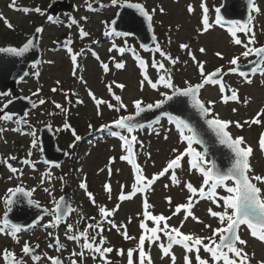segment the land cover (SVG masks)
<instances>
[{"label": "snow or ice", "instance_id": "1", "mask_svg": "<svg viewBox=\"0 0 264 264\" xmlns=\"http://www.w3.org/2000/svg\"><path fill=\"white\" fill-rule=\"evenodd\" d=\"M15 4V0H14ZM110 4L118 9L134 10L139 17L146 22L149 32H152L151 37L153 41V47L148 48L146 45L141 44L140 48L145 52L152 53L153 56L150 60L143 58L135 48L128 47L126 41L122 42V46H118L113 43L109 48V52L115 51L118 56H111L110 60L112 65L103 61L98 53L94 50L91 51V55L99 61L103 74L106 76L111 71L112 67L115 70H124L126 67V61L123 59L127 53L137 62L138 69L142 79L139 81L140 90L143 91L147 86L155 93L158 94L157 99L151 103H145L143 99H135L132 101L133 111H128V105L124 103L122 96L114 91L115 89L123 92L126 85L117 81H112L106 84V89L112 100L115 103L104 100L103 98H97V96L90 90H87V95L91 99L96 109L97 117L103 115V107H106L110 111L116 113H128L121 114L117 118L113 119L110 123H105L98 129L101 132L107 131L108 135L117 138L121 143L122 154L119 157L121 161L126 162L131 167L133 174V182L131 185H120V191L117 196L118 203L109 209L106 205L98 204L94 194L89 191L87 184V178L81 180L79 183V189H81L88 201L97 209V214L93 216L85 217L79 216V219L73 223L68 222V218L77 212V209L66 200L64 195L57 198L54 191L48 186H44L46 183H52V172L45 171L41 173L39 179V186H43V191L50 198L51 207H42L38 201L32 199L33 194L37 191V187L27 188L23 183L24 167L31 169L32 172H37V164L40 161H34L31 159L33 156V149L43 152L41 147V141L37 135V130L33 129L31 124H28L26 118L20 120H14L10 105L13 104V100L9 99L6 103L0 107V122H14L17 125H27L29 131L23 133L22 129L15 128L13 131L21 132L31 137L30 150L27 152L24 159H19L15 155H10L7 159H0V165L7 168L10 175L8 180L11 181L14 178L20 181L16 186L9 187L6 190L4 196L0 197V202L3 204V215L0 217V235L8 236L15 243L20 246L22 256L18 257L17 253L9 248L5 247L0 250V264H26L25 258H30L32 264H40L41 260L48 261V264H64V259L60 255L51 256L45 253L43 256L37 254V249L40 245L30 244L25 240L21 244V233L26 232L27 228L19 223H14L10 218V213L13 212L14 205L20 203V198H25L29 206L36 209H41L44 215H40L34 223H30L28 228H35L45 216L49 217V221L43 224L45 229H59L64 226L66 241L73 242L79 250L74 248L69 257L67 258L69 264H86L87 258L90 257L93 261H99V264H113L109 259V254L113 253L114 248L109 245L107 237L104 232L112 231L113 229L120 234L125 241L137 240V237L131 236L128 233L127 225L131 224V217L128 218L127 224H117L114 217L119 211L122 203L132 200L135 196L140 194L142 196V213L138 214V218L142 215V219L139 222V228L141 234L138 237L137 244L134 248H129L126 251L124 249H116V255L124 257L126 255V264H154L151 258V247L156 245L161 253V259L170 257L171 264H176L177 257L173 253V248L179 246L184 252V264H193L192 254H194L195 264H251V259L254 257L246 251L248 241L241 236L242 226L247 230L249 235L264 243V174H257L251 164V158L254 154V149L249 145L243 136H234L230 129L234 126L236 129L242 130L245 125L251 127L252 125H262L264 121L261 117L264 116V108H261L250 120L232 121L221 119L220 114L215 111L217 101L202 99V90L206 86H218L220 93L219 103L227 105L230 102L241 103V97L239 95V89L235 88L224 82V78L230 74H235L242 78L246 84H252L251 77L259 75L264 77V45H258L256 31L254 30V15L260 14L261 9L256 5L255 0H248V17L246 22L239 20H227L222 15L221 7L214 9L215 18L210 22L209 8L206 4V0L201 2V28L198 29V34L203 35L213 29L214 25L224 29L230 36V42L243 49L237 55H234L229 61V67L227 71L223 66L217 67L211 72H207L205 61H200L193 53V50L188 43H181L179 48L181 51L186 50V55L190 58L193 64L196 65L198 74L200 77L199 82L193 84L189 80L183 81V86L175 83L173 69L181 61L179 58H173L169 52H166L161 44L158 42L154 32L153 18L157 9L154 7L151 10L147 9L144 3L133 2V0H110ZM14 6V5H13ZM25 14L34 11L35 13L45 16L46 13L41 8L36 7L29 9L27 7L19 9ZM161 14L164 13L162 7L159 8ZM189 14L194 13L195 9L190 4L187 8ZM119 15V12H117ZM49 21L53 20V17L47 16ZM84 20L87 18L84 17ZM4 23L8 28L13 26L5 19ZM73 25L77 23L75 19L71 21ZM106 24L108 22H105ZM117 21L114 19L108 25V30L103 34L106 37H128L130 33H120L116 31L114 27ZM44 31L42 27L35 29L32 38H29L22 44V46H8L0 47V53H5L13 57H23L26 53L33 50L35 40L38 34ZM243 34V38L239 35ZM79 36L81 39L89 36V33L84 28H79ZM246 38V39H245ZM169 38L168 43L171 44ZM70 45V41L66 42ZM93 43H99L93 41ZM66 54L70 58V62L73 66V76H77V70L80 68L78 59L81 53H77L71 46H66ZM201 54H206L204 47L199 48ZM158 54V58L156 56ZM216 57L223 60L224 55L221 52L214 53ZM254 57V59H251ZM246 61L244 68L241 67V61ZM48 63H54V61H48ZM185 64L187 61L184 62ZM171 65V67H167ZM33 68L37 65L33 64ZM149 67L155 70L156 78L153 79L149 74ZM247 69V70H245ZM38 78L40 73L37 71L34 73ZM28 74L25 73V76ZM81 83L87 82L82 76L79 77ZM56 87L51 89L52 93L60 91L64 96V100L67 104H72L71 96H78V93L62 90L59 85L60 81H56ZM41 89H37L32 93V96L39 97ZM11 93L0 92V97L10 96ZM33 108L43 106L49 103L46 99L40 98L38 103L32 101L31 97H26ZM179 100L181 103H185L188 108L192 110L195 117L206 126V132L210 134L212 143L221 146L226 149V156L229 161L228 165L220 166L217 161L209 158V144L205 140L202 129L195 123L191 122L189 118H182L180 115H173L171 112L165 110V106L170 102ZM55 110L47 113L49 117L56 116L57 114L67 117L70 109L65 106L64 103L51 100ZM84 101L77 98L75 100L76 105H82ZM244 105L247 106L248 100L244 98ZM7 110V111H6ZM159 110V116L153 121V124L159 125L162 120H166L168 125L173 126L175 132L178 135V141L183 148H173L171 151L174 156L170 158L166 166L161 171L153 174L151 177L145 175L144 168L137 162V145L140 149H143V142L139 139L137 133L144 130L146 125L141 122V118L146 113H155ZM233 113L237 111L236 108L232 109ZM27 114H25V117ZM89 130H92L93 125H88ZM148 127H152L149 124ZM46 128L52 131V125L46 124ZM7 129L0 127V134ZM56 132H70L74 138V142L70 143L68 147L70 149L75 148L76 144L82 140V137L77 134L72 125L65 119L62 123V127H57ZM156 135L160 133L153 128ZM168 131H172L169 128ZM2 138V136H0ZM169 137L164 136L167 140ZM5 143L7 141L5 140ZM258 147L261 152H264V132L261 133L258 140ZM65 156H69V152L64 153ZM148 159H151V153L147 154ZM24 167H16L13 162H17ZM46 165H50L52 168H60V164L51 163L48 160L42 161ZM115 163V158L109 159V166L107 167L108 178L112 176L111 164ZM185 163L188 165L189 170L198 173L202 177V183L199 187H196L191 183L183 182L177 175V170L183 169ZM101 172L105 169H100ZM168 176L172 186L181 187V191L186 189L188 195L186 197V203L176 204L173 206L172 197H166L167 203L172 206L170 208L171 214L165 216L164 214H154L152 209L154 205L149 203L148 193L153 191V186L161 178ZM61 181L65 180L64 176L59 178ZM167 189L169 184H165ZM126 188H130L129 191H125ZM103 189L107 194V199L112 200L113 189L110 182H106L103 185ZM218 189H222L224 193L218 192ZM201 201H209L215 206L217 210H213L209 207L207 212L212 218L218 221L217 227H212L211 224L205 223L195 216L193 209ZM182 214V219L179 226H171L168 221L173 217ZM203 224L204 229H209L210 234L206 236H200L196 234L184 233L181 229L184 227V223L188 218ZM83 222L84 226L82 230H78V226ZM151 222V226L149 224ZM107 225V229H105ZM47 236L54 241L49 243L48 248L54 249L57 253H62L66 250V245L61 243L60 236L54 234L52 231L47 232ZM166 240V242H164ZM148 245V251L145 250V245ZM201 252L207 254V258H202ZM87 253V256H86ZM134 253L136 257L134 258ZM258 264H264V261L258 262Z\"/></svg>", "mask_w": 264, "mask_h": 264}, {"label": "rangeland", "instance_id": "2", "mask_svg": "<svg viewBox=\"0 0 264 264\" xmlns=\"http://www.w3.org/2000/svg\"><path fill=\"white\" fill-rule=\"evenodd\" d=\"M55 0H0V47L5 46H21L34 32V30L42 26L44 31L40 35V51L41 59L36 68L30 70L27 78L20 83L14 91L17 95L22 97H31L32 101H36L40 98L46 99L49 103L43 106L33 108L25 117L28 124L33 126L34 130H37L39 136V129L46 124L52 125V131L55 135L57 145L59 149L69 152L70 155L66 156L64 163L60 168H52L46 166L42 162L41 152L33 149V156L31 159L34 161H40L37 164V172H32L31 169L20 165L17 162H13L16 167H24L23 183L27 188L37 187V191L33 194L32 199L38 201L43 207H51V198L44 193L43 186H39V179L41 173L45 171L52 172V183L45 184L54 191L57 198L63 193H67L70 203L77 209L76 213H73L68 222L75 224L80 215L85 217L93 216L97 214V209L92 206L88 201L85 193L79 189V183L85 177L87 178V184L89 191H91L98 204L106 205L109 209L113 208L118 203L117 196L120 191V185H131L133 182V174L130 165L121 161L119 157L122 154L120 141L108 135L107 131L101 132L98 129L102 124L110 123L113 119L117 118L121 114L128 113H116L103 107V115L97 117L96 109L93 102L87 95V90L90 89L97 98H103L106 101L115 103L111 96L107 92L106 84L112 81L125 84L126 87L123 92L115 89L114 91L122 96L125 104L128 105V111L132 112V101L135 99H143L145 103H151L155 99L159 98L158 94L151 90L149 87H145L143 91L140 90L139 81L142 79L140 71L137 66V62L127 53L123 58L126 61V67L124 70H115L112 67L108 75H104L100 67L99 61H97L92 55L91 51L98 53L100 58L108 62L110 66L112 61L111 56H118L115 51L109 52V48L113 43L118 46H122V42L126 41L128 47L135 48L137 52L146 60L150 62L153 54L145 52L140 48V45L134 38L125 37H106L104 32L108 30L109 23L114 19L118 10L117 7H113L110 4V0H63L71 5V9L68 12H60L53 17L52 21L47 19L48 7ZM133 2L144 3L146 8L151 10L156 8V14L153 18L154 32L158 42L162 48L169 52L173 58H179L181 63L177 64L173 69L174 81L176 84L183 86L184 80H189L195 84L199 82L200 77L195 64L186 55V50L181 51L179 45L181 43L190 44L193 53L200 61H205L206 71L211 72L217 67L223 66L227 71L229 64L228 61L234 56L243 51L239 46H235L230 42L229 34L219 26L213 27L212 30L206 34L199 35L198 29L201 28V2L202 0H133ZM256 5L261 9L260 14L254 15V30L256 31L258 45H264V0H255ZM192 5L195 9L194 13L189 14L187 8ZM206 4L209 8L210 22L215 18L214 9L219 7L221 0H206ZM14 5V6H13ZM27 7L34 9L36 7L41 8L46 13L45 16H41L34 11L25 14L19 9ZM164 9V13L161 14L159 8ZM87 19L84 20L83 18ZM7 20L13 27L10 29L4 23ZM75 19L77 23L73 25L71 21ZM105 22H108L107 24ZM84 28L89 36L81 39L79 36V28ZM243 38V34H239ZM169 38L171 44L168 43ZM246 39V38H245ZM70 41V45L66 42ZM98 41L99 43H93ZM66 46H71L77 53H81L78 63L80 68L77 70V76H73V66L70 62V58L64 50ZM153 45L150 47L152 48ZM204 47L206 54H201L199 48ZM216 52H221L224 55V59L221 60L214 55ZM158 58V54H156ZM253 59V57L251 58ZM48 61H54V63H48ZM187 61L185 64L184 62ZM246 61H241V65L246 64ZM171 67V65H167ZM39 72L40 75L37 78L35 72ZM149 74L153 79L156 78L155 70L149 67ZM82 76L87 82L81 83L79 77ZM252 84H246L242 78L235 74H230L224 78V82L235 88L239 89V95L241 97V103L230 102L227 105L219 103L220 93L218 86H206L202 90V99L217 101L215 111L220 114L221 119L240 121L250 120L255 117L256 113L264 108V77L256 75L251 77ZM56 81H60L59 87L68 91L69 93H78V96H71L72 104H67L64 100V96L60 91L52 93L51 89L56 87ZM41 89L40 96H32V93L37 89ZM79 98L84 101L82 105H76L75 100ZM244 98H247V106L244 105ZM11 96L0 97V107L6 103ZM51 100L64 103L66 107L70 109L67 117L57 114L56 116L49 117L47 115L50 111L55 110L50 103ZM236 108L237 111L233 113L232 109ZM67 119L72 127L76 130L77 134L81 137L87 135V138L83 139V142H78L75 148L70 149L68 145L74 142V138L70 132H56L57 127H62L63 121ZM14 120H17L14 118ZM264 121V116L261 117ZM93 125L92 130H89L88 125ZM0 127L7 129L0 134V159H7L10 155H15L19 159H24L27 152L30 150L31 137L21 132L13 131L12 129L20 128L23 133H27L29 128L27 125H17L14 122H0ZM155 128L160 134L156 135L153 131ZM172 128V131H168ZM264 129L262 125H252L251 127L245 125L242 130L236 129L234 126L230 129L234 136H243L246 142L254 149V154L251 158V164L257 174H264V152H261L258 147L259 137ZM139 139L143 142V149H140L137 145V162L144 168L145 175L151 177L153 174L158 173L166 166L167 161L174 156L172 153L173 148H183L178 141V135L175 132L173 126L166 123L165 120L161 121V124H153L152 127H147L144 130L137 133ZM167 135L169 138L164 139ZM5 140L7 143H5ZM151 153V159H148L147 154ZM114 157L115 163L111 164L112 176L108 178L107 167L109 166V159ZM105 169L101 172L100 169ZM10 173L7 168L0 165V197L4 196L7 188L14 187L20 181L15 178L11 181L8 180ZM178 177L183 182L190 181L194 186L199 187L202 183V177L189 170L188 165L185 163L183 169L177 170ZM65 177L64 181L59 178ZM106 182H110L113 193L112 200L107 199V194L103 189V185ZM165 184H169L166 189ZM182 187V185H181ZM181 187L172 186L168 176L161 178L153 186L154 190L149 192V203L154 205L152 209L154 214H164L168 216L171 214L170 206L166 197H172L173 206L176 204L186 203V197L188 195L186 189L181 191ZM130 188H126L125 191H129ZM221 194H226L222 189H218ZM212 207L216 209L209 201H201L197 204L193 212L200 220L205 223L211 224L212 227L218 226V221L208 215V208ZM142 196L138 194L132 200L126 201L121 204L119 211L116 213L114 219L117 224H127L128 218L131 217V224L127 225L128 233L131 236L138 237L141 234L139 228L140 219L142 215ZM3 215V204L0 202V217ZM49 217L44 218L43 221L38 224L37 228L32 231L21 233V244L27 240L33 246L37 243L40 248L37 249L38 255H44L47 253L51 256L60 255L64 259V264H69L68 257L70 252L77 246L70 241H66L64 226L59 229H45L43 224L49 221ZM182 219V214L173 217L168 221L171 226H179ZM151 226V222H149ZM83 222L78 226V230H82ZM105 225V229H107ZM52 231L54 234L60 236L61 243L66 245V250L62 253H57L54 249H49L48 244L54 243L47 236V232ZM184 233L196 234L200 236H206L210 234L209 229H204L203 224L197 223L190 217L184 223V227L181 229ZM104 235L110 242L109 245L114 248L113 253L109 254V259L113 264H126V255L120 257L116 255V249L134 248L137 244V240L125 241L123 237L118 234L114 229L112 231H105ZM241 236L248 241L246 251L250 256L254 253V257L251 259V264H258L260 261H264V243L252 238L247 230L242 226ZM165 242V241H164ZM9 248L17 253L18 257L22 256L20 246L15 245L10 237L0 235V250L3 248ZM145 250L148 251V245L146 242ZM173 253L177 257L176 264H184V252L179 246L173 248ZM87 256V253H86ZM202 258H207V254L201 252ZM136 254L134 253V258ZM151 258L154 264H171L170 257L161 259V253L156 245L151 247ZM26 264H32L30 258H25ZM193 264H195L194 254H192ZM40 264H48V261L41 260ZM86 264H99V261H93L90 257L87 258Z\"/></svg>", "mask_w": 264, "mask_h": 264}, {"label": "water", "instance_id": "3", "mask_svg": "<svg viewBox=\"0 0 264 264\" xmlns=\"http://www.w3.org/2000/svg\"><path fill=\"white\" fill-rule=\"evenodd\" d=\"M247 5L248 0H221L220 7L222 15L225 17V19L246 22L248 17ZM70 9L71 5H69L68 2L63 0H55L48 7V14L51 16H56L61 11L68 12ZM117 12H119V15H117ZM117 12L114 17V19L117 21L116 25L114 26L117 32L130 33L131 35L128 37L134 38L139 43V45L144 44L148 48L153 45V41L151 39L153 33L149 32L146 22L143 21V19L139 17L138 14L134 12V10L118 9ZM34 32L29 38L33 37ZM41 34H38L37 39L35 40L36 47L29 53H26L23 57H13L5 53H0V92L11 93L10 96L13 100V104L10 105L9 108L11 109L13 116L18 120L25 118V114L33 109V105L28 99L17 95L14 91L16 90L18 84L24 81V79L27 77L25 76V73L28 74V71L33 66V64H37L39 62L41 55ZM244 66L245 65H241L242 68H244ZM165 110L171 112L173 115H180L182 118H189L191 122L197 124L202 129L205 140L208 141L209 158L216 160L220 166L228 165L229 161L226 156L227 150L223 149L217 144L212 143L210 134L206 132V126H204L202 122L199 121L197 117H195L192 110L188 108L185 103H181L179 100H174L170 102L169 105L165 106ZM157 116H159V110H157L155 113H146L139 119L146 125V127H148L149 124L153 125V121H155ZM39 138L41 141V147L43 148V152H41L42 161L48 160L51 163L61 165L64 162L65 155L64 152L59 149L53 131L47 130L45 125L39 129ZM62 195H64L66 200L70 202L67 193H63ZM20 201V203L14 205L13 212L10 213V218L14 223H19L27 228V231H31L33 228H28V225L30 223H34L40 215L44 214L41 209H36L32 206H29L25 198L21 197ZM46 217L47 216H45V218ZM61 227H63V225Z\"/></svg>", "mask_w": 264, "mask_h": 264}, {"label": "trees", "instance_id": "4", "mask_svg": "<svg viewBox=\"0 0 264 264\" xmlns=\"http://www.w3.org/2000/svg\"><path fill=\"white\" fill-rule=\"evenodd\" d=\"M166 123H167V121H166ZM170 126H171V125H170ZM85 137L87 138V135L82 136V138L86 139Z\"/></svg>", "mask_w": 264, "mask_h": 264}]
</instances>
